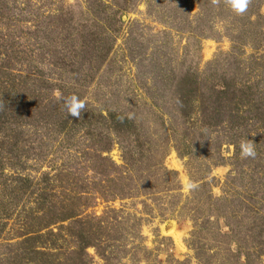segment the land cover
Returning a JSON list of instances; mask_svg holds the SVG:
<instances>
[{
	"label": "trees",
	"instance_id": "trees-1",
	"mask_svg": "<svg viewBox=\"0 0 264 264\" xmlns=\"http://www.w3.org/2000/svg\"><path fill=\"white\" fill-rule=\"evenodd\" d=\"M135 1L87 0L76 12L62 0H0V264H91L90 248L104 264H123L124 255L133 264H160L137 243L140 218L109 207L88 213L117 200H140L143 209L151 201L191 220L196 264L264 257V59L244 52L264 47V0H248L241 14L229 0H197L195 19L178 22L177 9L190 0H172V25L199 39L220 24L231 50L202 70L168 62L164 70L155 62L156 80L172 92L165 103L163 95L151 96L154 109L168 107L162 136L86 102L78 120L63 106L72 94L84 100ZM244 137L255 143V158L239 156L235 146ZM114 146L121 166L109 157ZM223 146L234 148L232 170L215 197L211 171L224 162ZM170 149L190 179L185 201L177 173L165 166ZM30 162L38 176L26 173Z\"/></svg>",
	"mask_w": 264,
	"mask_h": 264
},
{
	"label": "rangeland",
	"instance_id": "rangeland-1",
	"mask_svg": "<svg viewBox=\"0 0 264 264\" xmlns=\"http://www.w3.org/2000/svg\"><path fill=\"white\" fill-rule=\"evenodd\" d=\"M85 1L87 0H62L64 5H71L76 12L81 8L84 10ZM171 2L172 0H138V3L136 1L132 3L128 12L120 17L118 32L113 33L115 39L110 61L96 74L95 82L86 85L83 90L84 100L89 106L103 112L123 114L135 122L145 134L164 135L161 117L162 114H167L168 107L163 105L159 110L154 109L151 106V96L163 95L165 103L172 93L170 85L166 88L162 82L156 80L154 64L157 60L162 62L164 70L168 69L167 62L177 70L190 65L202 70L218 55L228 54L231 50L229 38L219 34L220 24L216 25L218 32L214 31L199 39L172 25L174 17L169 12L176 6L172 7ZM36 3L41 5L46 3V0H32V4ZM178 3L180 0L176 4ZM177 10V22L189 15L191 19H195L199 13L197 0H190L184 11L181 7ZM261 14L264 40V6ZM244 52L247 57L256 55L257 58L264 59V47L257 51L246 47ZM222 155L224 162L211 171V177L215 179L212 188L215 197L222 195L221 185L232 170L233 146H223ZM109 157L116 165H122L121 152L117 146L113 147ZM165 166L177 173L181 185V201H185L192 186L184 161L170 149ZM38 167L37 164L30 162L26 173L33 177L38 176ZM47 167V164L44 165V170H48ZM139 201L117 200L108 204L98 202L88 213L101 215L109 207L140 218L142 239L137 243L156 257L160 264H196L194 252L189 246L193 222L176 216L177 213L173 215L171 209L159 208L151 201H148L147 208L143 209ZM160 204L169 206L167 201H160ZM132 236L133 232L130 231L125 238L128 248L133 243ZM87 253L91 264H104L94 249H88ZM123 258V264H133L129 255H124ZM140 261V264H146L144 260ZM255 264H264V257Z\"/></svg>",
	"mask_w": 264,
	"mask_h": 264
},
{
	"label": "clouds",
	"instance_id": "clouds-1",
	"mask_svg": "<svg viewBox=\"0 0 264 264\" xmlns=\"http://www.w3.org/2000/svg\"><path fill=\"white\" fill-rule=\"evenodd\" d=\"M248 0H229L230 7L237 13H243L247 8ZM63 106L68 116L74 117L77 120L85 107V101L78 98L75 94L63 98ZM252 140L244 137L235 147L239 149L241 158H255L256 152Z\"/></svg>",
	"mask_w": 264,
	"mask_h": 264
}]
</instances>
